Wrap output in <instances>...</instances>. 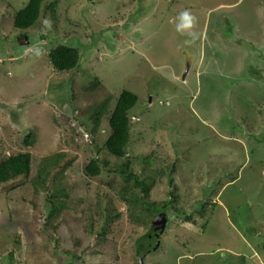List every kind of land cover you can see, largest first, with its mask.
<instances>
[{"label":"rangeland","instance_id":"obj_1","mask_svg":"<svg viewBox=\"0 0 264 264\" xmlns=\"http://www.w3.org/2000/svg\"><path fill=\"white\" fill-rule=\"evenodd\" d=\"M28 1L0 0V159L32 155L28 177L0 184V264H264V0H45L32 28L14 29ZM184 10L197 18L190 45L176 31ZM59 45L79 50L75 69L53 68ZM123 90L139 101L118 158L104 143ZM130 172L150 201L185 213L172 212L155 251L140 247L152 241L139 242L150 230L132 220L143 211L128 202L142 195ZM59 200L68 206L46 220ZM114 211L86 251L88 215L95 232Z\"/></svg>","mask_w":264,"mask_h":264},{"label":"trees","instance_id":"obj_2","mask_svg":"<svg viewBox=\"0 0 264 264\" xmlns=\"http://www.w3.org/2000/svg\"><path fill=\"white\" fill-rule=\"evenodd\" d=\"M44 1L45 0H29L23 9L15 12V14L12 17L13 28L18 30H28L32 28L41 17V9L43 7ZM24 37L27 36L24 35ZM17 41L18 43L20 42L18 36H17ZM48 57L53 68L58 71H71L75 69L76 66L78 65L80 58L79 50L77 48H73L65 45H59L55 49H52L49 52ZM138 101H139V97L136 93L128 90H123L116 101L114 109L112 110L109 119L110 134L104 143V147L111 155L115 157L123 158L126 157L127 155V149L131 141V130L133 124L132 119L136 117V112H137L136 106ZM101 111L102 109L94 116V124L96 126H98V121L100 120L101 117ZM32 139H33V133L29 132L27 135H25L23 141L27 145H31ZM31 156L32 155L29 152H24V153L20 152L17 154L9 155L3 159H0V184L10 185L14 182H17L18 180H21L22 177L23 178L28 177L31 167ZM58 157L62 158V155L59 154ZM58 168H65V166L60 164L58 165ZM84 170L87 175L94 178H98L99 176H101L102 173L101 166L97 159H91L84 167ZM130 175L134 177L135 186L140 188L142 195L141 194L138 196L135 195L133 197L135 201H128V199L131 198L130 195L131 193L127 196L126 188L123 186L120 187L118 186L119 188L117 190L118 192L117 194L121 196L125 201H128L129 203H134V204L137 202L141 203L142 211H143L141 213H143V215L145 214L148 215L147 218L142 217L143 215L141 217H135L131 215L132 220L135 221L136 223L140 222L141 225H143L146 228L149 226L148 231L150 230L149 231L150 233L148 232L147 235L145 234L143 237H141L139 242L140 243L141 241L144 242L147 236L151 237L150 239L151 241L157 238L159 239L160 242L161 233L156 230L155 234L152 235L153 232L152 230L156 229V226H158V224L162 220H164L165 223H169L172 212L179 216L185 215V213L181 211V209L178 207L173 208V206H171L169 202H164L162 203L163 205H159L155 201H150L149 195H150L151 185L145 181H139L138 177L132 172H130ZM40 183L41 185L44 184V182H40ZM170 183H172V180L170 181ZM60 192L62 191H59V193ZM169 193L171 195L170 198H172L174 194H172L170 191ZM61 195L66 197V194H64V192H62ZM53 198H54L53 196H50L49 199H53ZM133 198L131 200H133ZM59 202L61 208H58L54 204H52L49 210H47L48 215L46 214L47 217L46 220H48L49 218L54 220L55 218H57L58 213H60L61 210L64 209V206H68L64 201L59 200ZM32 204H34V206L37 207V204H35V200H32ZM46 205L47 203L45 202V206ZM95 211L97 212L98 210L96 209ZM106 211L108 212L107 209ZM202 211H204L203 208ZM93 216L94 215L92 213L88 215L89 222L92 221L91 222L92 224L90 225V229L88 231L93 233L92 235L94 237L95 244H93L94 241L90 242L88 247L85 248L86 251L88 248L91 249V247L96 245V243L106 240V234L110 232L112 228L113 219L114 220L117 219L119 217V213L116 212L114 214H111V212L107 213L104 216L103 224L95 232H93L94 229ZM154 235L155 237L153 238ZM75 246L77 248H80L81 246L80 239H75ZM140 247L148 248L147 244L145 246L141 245ZM65 252L71 253L72 257L73 258L75 257V259L78 258V256L70 250L67 251L65 250Z\"/></svg>","mask_w":264,"mask_h":264},{"label":"clouds","instance_id":"obj_3","mask_svg":"<svg viewBox=\"0 0 264 264\" xmlns=\"http://www.w3.org/2000/svg\"><path fill=\"white\" fill-rule=\"evenodd\" d=\"M176 31L181 35H188L190 39L184 41L185 44H192L197 39L194 29L196 28L197 18L189 10H184L176 17ZM48 23V22H45ZM38 56L40 55L39 49L32 50Z\"/></svg>","mask_w":264,"mask_h":264},{"label":"water","instance_id":"obj_4","mask_svg":"<svg viewBox=\"0 0 264 264\" xmlns=\"http://www.w3.org/2000/svg\"><path fill=\"white\" fill-rule=\"evenodd\" d=\"M164 223H165V221L162 220V221H160V223L158 224V226H156V230L158 232H162L163 231V229H164V227H163ZM150 244L151 245L148 247V251L149 252L157 250V248L159 247V244H160L159 239L156 238V239L152 240V242ZM143 259H144L143 256L142 257L140 256L139 263L138 264H144Z\"/></svg>","mask_w":264,"mask_h":264}]
</instances>
